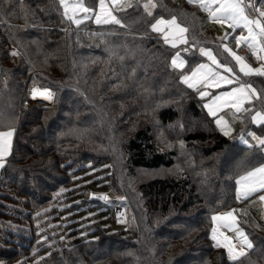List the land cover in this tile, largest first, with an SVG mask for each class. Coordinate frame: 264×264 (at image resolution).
I'll use <instances>...</instances> for the list:
<instances>
[{"label":"trees","instance_id":"16d2710c","mask_svg":"<svg viewBox=\"0 0 264 264\" xmlns=\"http://www.w3.org/2000/svg\"><path fill=\"white\" fill-rule=\"evenodd\" d=\"M85 2L95 7L98 0ZM156 3L154 17L177 15L189 29V41L199 42L196 53L187 56L184 70L201 59L200 46H213L226 59L216 40L202 36V27L192 16L193 11L201 12L204 23L197 6L187 0ZM116 15L126 27L91 23L67 31L59 0H0V17L6 21L0 22V123L12 120L17 129L12 154L0 169V261L186 264L211 253L216 264H232L226 250L214 246L211 217L216 211L239 206L235 178L264 161L263 149L253 144L250 148L221 133L198 92L181 81L184 70L170 65L176 49L150 30L153 20L143 15L142 8ZM111 45L118 46L114 57L109 54ZM13 49L20 55H10ZM123 64L127 69H122ZM116 70L118 75H114ZM251 82L264 98V77L255 76ZM33 87L50 88L54 100H31ZM145 105L153 110V120L141 119L136 127V116ZM261 106L255 103L256 108ZM186 115L200 121L189 127L184 123ZM247 117L244 120L249 122ZM179 121L183 129L174 127ZM119 122L124 123L120 128ZM158 124L170 126L175 134L182 131L183 149H161L154 136ZM252 127L264 135V127ZM121 131L128 134L119 143L128 172L135 168L175 170L141 184L142 196L147 198L144 206L149 208L144 212L142 205L133 207L139 226L131 232L112 226V215H104L113 209L98 204L90 193L93 184L80 178L93 158L107 159L111 135L118 137ZM194 144L212 158L197 166L200 172L192 176L187 169L194 155L185 152ZM230 152L236 159L229 157ZM193 158L200 161L198 155ZM240 220L253 248L239 264H264L262 224ZM193 232L183 253H174L175 242ZM202 239L207 243L196 247Z\"/></svg>","mask_w":264,"mask_h":264},{"label":"snow or ice","instance_id":"6c2138e0","mask_svg":"<svg viewBox=\"0 0 264 264\" xmlns=\"http://www.w3.org/2000/svg\"><path fill=\"white\" fill-rule=\"evenodd\" d=\"M187 2L207 13L209 22L220 25L226 24L233 33L239 29L240 34L233 37L236 47L246 46L258 66L254 67L247 61V57L238 55L227 43L223 42L227 41L231 35V33L226 32L224 36L219 38L222 41L220 48L227 53V57L231 58L230 61L221 62L211 49L200 47V54L207 57L210 63H197L191 68L190 72L181 75V81L189 88L196 90L201 99L210 97L203 107L207 109L208 115L214 118L216 127L224 136H230L233 131L229 121L221 114L224 109L231 111L235 119L242 121L243 117L247 115L253 125L264 127V98L250 82L243 80L240 75L243 74L244 77H264V9L257 8L253 0H187ZM59 4L63 8L65 19L77 26L94 18V22L98 26L115 24L126 27L115 13L133 7L142 8L143 15L153 20L148 25L150 30L159 34L164 44L169 45L172 49L183 45L185 46L182 48L183 52L190 51L187 47L189 45L188 27L178 22L175 14L168 19L164 16L154 17V10L158 7L156 0H135V3H133V0H98L95 7L86 4L85 0H59ZM249 10L257 13L255 18L250 15ZM27 16L28 12L25 11V19H27ZM0 22L6 21L0 17ZM89 35L103 36L104 33H89ZM198 43V41L194 42L191 47H196ZM10 55L19 56L20 52L13 49ZM233 61L234 63H232ZM187 63L188 61L183 58L180 51H176L171 57L173 69L184 70ZM3 84L7 88V77L4 78ZM223 85L231 86L230 90H222L218 94H212L208 91L213 88L220 89ZM31 96L33 98L42 96L46 100L53 101L55 93L50 88L33 87ZM256 102L261 103V108L257 109L255 107ZM180 127L183 129V125ZM16 131L17 129L12 120L7 123H0V168L5 167L7 158L12 154ZM246 135L251 137L256 145L264 149V136H258L251 131L247 132ZM246 135L242 130L239 139L251 148L253 145L249 143ZM179 144L183 149L184 141H179ZM241 164L243 165V162ZM235 185V198L237 201L249 199L254 194L264 192V163H259L256 167L245 168L235 178ZM91 195L96 196L95 193ZM98 198L108 200V197L104 194H101ZM118 199L123 200L124 197H118ZM258 201L264 204V195H258ZM237 212L246 214L243 209H232L214 214L211 217L213 222L211 238L215 241L214 246L224 248L232 264H239L241 258L247 255V250L253 248L252 241L240 227ZM37 215H40V213H37ZM119 215L118 222H120ZM221 229L232 231L234 237L225 235ZM41 239L46 241L47 237ZM60 239L63 240L64 237L62 236ZM40 259H43V257H40ZM0 264H4V262L0 261ZM18 264H22V262H18Z\"/></svg>","mask_w":264,"mask_h":264},{"label":"rangeland","instance_id":"374dc122","mask_svg":"<svg viewBox=\"0 0 264 264\" xmlns=\"http://www.w3.org/2000/svg\"><path fill=\"white\" fill-rule=\"evenodd\" d=\"M177 1H184V0H177ZM253 3H255L257 8L264 9V0H253ZM249 12L253 18L256 17L257 13H255L252 10H249ZM115 15H116V13H115ZM190 15H191V13H190ZM203 15L205 17V21H204V23H201V20H200L202 17L201 12L200 13L198 12V14H197V12L194 13V11H193V14H192L193 17H196V19H194V18L193 19L196 20V24H197L198 28L200 29L202 27V34H203L202 36L203 37H209V40L210 39H212L213 41L216 40L217 45L220 48L222 41L219 38L224 36V34L226 32L231 33V35L229 36V39L227 41H223V42L227 43L234 51L237 52L238 55L247 57V61L255 67L256 60L251 55L249 49L244 45H241L239 48L236 47V43H235V40L233 37L236 35H239L240 30L237 29L236 32L233 33L232 30L230 28H228L226 24L220 25V24H217L214 22H209L208 15L204 11H203ZM165 18L168 19L170 17H168V18L165 17ZM65 23L68 26V27H66V30L71 31V30L84 28V26H88L89 24L95 23V22H94V18H93L91 20L84 21L79 26H77V25H75V24H73L67 20H65ZM181 24L183 26H185L183 23H181ZM246 34L247 33L245 32V35ZM192 44L193 43H191L189 41V45H187V47H189L190 51L187 53L182 51V48L184 47L183 45L178 46V48H176L175 52L180 51L183 58L185 60H187V56H192V55H194V53H196V48L191 47ZM117 47H118L117 45H111L108 47V50L110 52L109 54L111 57L115 56V53L117 52ZM202 47L211 49L213 51V54H215L217 56V58L221 60V62H228L231 59L230 57H227V53L223 52L227 58V60H226L219 53V51L217 49H215V47H213V46H205L204 45ZM199 48H198L197 52L201 56V59L198 60L196 63H194L192 67H194L197 63H210V61L207 59V57L202 56L200 54ZM220 50L223 51L221 48H220ZM232 63H234V61ZM170 65H171V63H170ZM126 67H127V64L122 65V69H127ZM191 68L184 70L183 74L190 72ZM114 69H116V68H114ZM122 69H121V71L124 73V70H122ZM119 73H120V71L116 70L114 75H118ZM133 74H134V72H133ZM114 75H111V76H114ZM240 75H241V78L243 80L250 82L253 85V87H255L257 89L258 93H260V90L258 89V87L251 82L252 78L255 76L244 77L243 74H240ZM97 80H100V76H98ZM230 87L231 86L223 85L220 89L213 88V89H209L208 91H210L212 94H218L222 90H224V91L230 90ZM160 92H162V91H160ZM112 94L115 95L116 93L113 92ZM41 98H43V97H41ZM30 99L33 100L32 96ZM209 99H210V97H206V98L202 99L203 105L205 103H207ZM48 102H50V101H48ZM145 106L142 107V110L139 112V115L136 116L137 117L136 127L141 123V119H148V122H151L153 120V117H152L153 116V114H152L153 110L150 109L149 107H147V106L145 107ZM221 114L225 117V119H227L229 121L230 125L232 126L233 131L229 137L239 139V136H240L242 130L244 131L245 135L247 134V132L251 131V132H255L258 136H264V135H260L257 132V130L252 127L253 124L251 123V121H249V122L245 121L244 117H243L242 121L240 119H235L232 116L231 111H229L228 109H224ZM247 118H249V116ZM199 121L200 120L195 119V118L190 119L189 116H187L184 123H189V127H192L193 125H195ZM113 122L114 121H112L111 119L108 120V123L110 125H113ZM148 122L146 121V123H148ZM214 123H215V121H214ZM123 125H124L123 122H121V123L119 122V128ZM176 125H182V124L179 121V122L174 124V127ZM178 130H180V128H178ZM173 132H174V129H171L170 126H166V125L164 126V125L158 124L155 127V135L154 136L156 137V140H157L161 149L176 150L179 148L180 144L177 141H181V139H183V132L177 131L176 134ZM127 135L128 134L125 131H121L119 133L118 137H117V133L112 134L111 135V138L113 139L112 144H111L112 151L110 152V154H108L107 159L101 160L99 158H93V159L90 158L93 161L87 163L88 171L82 173L80 178L83 180L84 183L93 184L94 188L91 189L90 193L96 194V196H94V197L96 198V201L99 202L98 204H104V206H106L108 208L111 207V209H113L110 213H106L104 215V217H109L110 214L112 215L111 216V218H112L111 221H113L112 226L119 231L120 230H127V231L131 232V231H134L139 226L137 224V222L139 220H138L136 213L134 212L133 207L136 205H139V206L142 205L144 207V212H145V210H147L149 208L148 206H144V202L147 200V198L145 196H142L143 190L141 188V184H145L153 178L165 176L167 173L172 174L173 172H175V170L164 169V168H161L159 170H150V169H146V168H135V170H132L133 174L131 172H128L127 169L125 168V166L123 165V163L125 162V158L123 156V151H121V146H120V144L122 142L121 138L126 137ZM246 138L249 140L250 144L256 145L255 141H253L251 139V137H247V135H246ZM169 145H171V146H169ZM196 145L197 144H194L192 146V148L191 147L189 148V151L185 152V153L190 152V154H193L194 156L198 155L200 158V161H197V159L193 158L194 156L192 157L191 165L187 169V172H189L190 175H192V176L197 175L200 172L199 167L200 166L202 167L205 165L202 163L203 161H206L208 163L209 160L212 158V156H205L204 155L205 152L202 151L199 147H195ZM263 152H264V149H263ZM181 155H183V154H181ZM228 155H229V157L233 158V160L236 159V155L234 152H230V154H228ZM262 163H264V161ZM94 166H95V168H94ZM197 166H199V167H197ZM208 169H213V167L207 168V170H205V171H208ZM183 170H186V167L184 168V166H183ZM185 174H186V172L184 173V175ZM2 189H3V191H6V187H3ZM101 194L106 195L108 197V200L105 201V200L99 199L98 197ZM258 195H264V192L254 194L249 199H244V200L240 201V204L237 208H231V209H228L226 211H224V210L216 211L213 213V215L217 214V213L227 212V211L232 210V209H237V210L243 209L246 211V214L241 213V212L236 213V215L238 216L239 222H240V227L245 231L243 224H242L243 222H241V220H240V219H243V220H245L246 223L247 222L261 223L263 226V230H264V204H261L258 201ZM118 197H124V199L120 200V199H118ZM104 206L98 205L97 208L103 211L106 209ZM173 207H175V206H173ZM94 213H96V212H93V214ZM118 214H120L119 215V221L120 222H118ZM149 215H150V213H149ZM95 217H96V215H95ZM139 217H140V215H139ZM212 227H213V222H212L211 229H212ZM221 231H223L224 234L227 236L234 237V233L232 231H229L227 229H221ZM195 234L196 233L193 232L189 235H186L185 237L183 236L182 237L183 240H181V242L180 241L175 242L176 246L172 247L174 253H183L184 249L186 248L185 245L191 239H193ZM210 234L212 235V233H210ZM206 243H207V240L202 239V240L198 241V243H196L195 245H197L196 247H200L201 244H206ZM214 243H215V241H214ZM198 255H199V253H198ZM212 258H213V256L211 253H210V255L204 253V254L200 255V257L195 262L188 260V263L186 262V264H216V261L213 260ZM187 259H184V261H187Z\"/></svg>","mask_w":264,"mask_h":264},{"label":"built area","instance_id":"2783aa9c","mask_svg":"<svg viewBox=\"0 0 264 264\" xmlns=\"http://www.w3.org/2000/svg\"><path fill=\"white\" fill-rule=\"evenodd\" d=\"M185 47V46H184ZM255 66H258V64H257V62H256V64H255ZM33 98V97H32ZM39 100V99H41V100H46L45 98H41L40 96H37V97H35V98H33V100ZM49 101V100H48Z\"/></svg>","mask_w":264,"mask_h":264},{"label":"water","instance_id":"95a60500","mask_svg":"<svg viewBox=\"0 0 264 264\" xmlns=\"http://www.w3.org/2000/svg\"><path fill=\"white\" fill-rule=\"evenodd\" d=\"M39 100H41V99H39ZM42 101H47V100H42Z\"/></svg>","mask_w":264,"mask_h":264},{"label":"bare ground","instance_id":"6f19581e","mask_svg":"<svg viewBox=\"0 0 264 264\" xmlns=\"http://www.w3.org/2000/svg\"><path fill=\"white\" fill-rule=\"evenodd\" d=\"M40 97H42V96H40Z\"/></svg>","mask_w":264,"mask_h":264}]
</instances>
